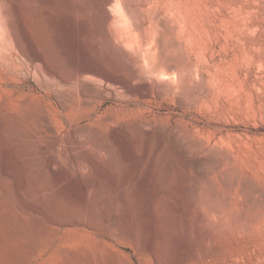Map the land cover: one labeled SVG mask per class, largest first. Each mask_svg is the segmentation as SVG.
I'll return each instance as SVG.
<instances>
[{"label": "rangeland", "instance_id": "374dc122", "mask_svg": "<svg viewBox=\"0 0 264 264\" xmlns=\"http://www.w3.org/2000/svg\"><path fill=\"white\" fill-rule=\"evenodd\" d=\"M16 1L0 264H264V0H127L138 26L124 0Z\"/></svg>", "mask_w": 264, "mask_h": 264}, {"label": "bare ground", "instance_id": "6f19581e", "mask_svg": "<svg viewBox=\"0 0 264 264\" xmlns=\"http://www.w3.org/2000/svg\"><path fill=\"white\" fill-rule=\"evenodd\" d=\"M29 1V0H28ZM42 1L43 0H35V2H41L42 3ZM44 1H49V0H44ZM43 1V2H44ZM86 1L87 0H79V3L81 2V7H82V5L84 4V6H86L85 4H86ZM115 0H101V3H104V5L103 6H105V4H111L112 2H114ZM123 1V0H122ZM17 2V4L16 5H18V9L17 10H19L21 13V15L22 16H29V15H25L26 14V12L27 11H29V10H27V8H28V3L30 2H26L25 0H17L16 1ZM31 2H32V0H31ZM34 2V3H35ZM131 2V1H130ZM33 3V2H32ZM32 3H31V5H32ZM49 3V2H48ZM122 3V2H121ZM45 4H47V3H45ZM112 4H114V3H112ZM124 4H125V6H124ZM124 4H123V6H124V8H126L125 9V11H127V13H128V15H130L129 16V18L132 16L133 18H134V21H135V23L137 24L138 22H136V20L135 19H137V18H135V16L137 15V13L139 12L137 9V11L135 10L134 11V9H133V7L131 6V4L127 1V0H124ZM30 6V5H29ZM101 6V5H100ZM108 6V5H107ZM106 6V7H107ZM7 6H6V3H5V0H0V23L3 21L4 22V24L6 23V20L10 17V14H8L9 13V10L10 9H7L6 8ZM102 7V6H101ZM31 8V7H30ZM108 8V7H107ZM135 8V7H134ZM137 12V13H136ZM127 13H125V14H127ZM135 13H136V15H135ZM122 14V13H121ZM139 14V13H138ZM9 15V16H8ZM109 15V14H108ZM112 15V14H111ZM122 16V15H121ZM108 17H110V16H108ZM21 18H23V17H21ZM28 18V17H27ZM133 18L131 19V20H133ZM140 18V17H139ZM10 19V18H9ZM116 19H117V17H116ZM23 20V19H22ZM8 21V20H7ZM28 21V20H27ZM108 21H109V18H108ZM133 21V22H134ZM137 21H138V19H137ZM139 21H140V19H139ZM161 21V20H160ZM26 22V21H25ZM30 22V21H29ZM141 22V24H142V21H140ZM134 23V24H135ZM2 24V23H1ZM3 24V25H4ZM6 24H8V26L10 27L11 26V24H9V21L6 23ZM6 24H5V26H6ZM26 24H28V23H26ZM129 24H131V27H132V21H131V23H129ZM134 24H133V26H134ZM140 24V23H139ZM30 26H31V24H30ZM137 26H138V24H137ZM143 26H144V24H143ZM8 27V28H9ZM27 27V26H26ZM11 28V30H12V32L13 31H15V28H13V25L10 27ZM138 28V27H137ZM136 28V29H137ZM145 28V27H144ZM143 28V29H144ZM14 29V30H13ZM31 29H32V27H31ZM133 29H134V27H133ZM140 29H141V27H140ZM9 30V29H8ZM33 30V29H32ZM31 30V31H32ZM137 30H139V28L137 29ZM10 31V30H9ZM30 31V30H29ZM11 32V31H10ZM34 32V31H33ZM14 33V32H13ZM33 34V33H32ZM12 35V34H11ZM16 35V34H15ZM14 35V36H15ZM35 35V34H34ZM34 37H36V35L34 36ZM36 39V38H35ZM37 40V39H36ZM38 42V41H37ZM36 42V43H37ZM98 42V41H97ZM96 42V43H97ZM39 44V43H38ZM82 44V43H81ZM94 48H96V47H94ZM41 50H42V48H41ZM101 50H103V48L101 49ZM39 51V50H38ZM43 51H45V50H43ZM98 51V50H97ZM104 51H107V50H104ZM101 52V51H100ZM43 53H45V55H46V53L47 52H43ZM43 53H42V55H43ZM95 53V52H94ZM97 53V52H96ZM103 53V52H102ZM106 53V52H105ZM90 54V53H89ZM88 54V55H89ZM91 54H93V53H91ZM90 54V55H91ZM94 55V54H93ZM103 55V54H102ZM108 55V54H107ZM106 55V56H107ZM36 56V55H35ZM39 56V55H38ZM121 56V55H120ZM119 56V57H120ZM28 57V56H27ZM104 57H105V55H104ZM95 58V57H94ZM93 58V59H94ZM106 58H108V57H106ZM124 58H125V56H124ZM151 58V57H150ZM86 59H87V57H86ZM119 59V58H118ZM126 59V58H125ZM153 59V58H152ZM40 60V59H39ZM42 60V61H41ZM41 62H43V63H45L46 65H47V60L43 57V56H41ZM121 60V59H120ZM151 60V59H150ZM78 61V60H77ZM88 62H89V60H87ZM109 61V60H108ZM106 62V61H105ZM116 62V61H115ZM119 62V61H118ZM121 62V61H120ZM119 62V63H120ZM124 62V61H123ZM92 63V62H91ZM108 63V62H107ZM110 63V62H109ZM112 64H113V62H111ZM154 63V62H153ZM80 64H82V62L80 63ZM118 64V63H117ZM40 65H42V64H40ZM40 65H39V67H40ZM44 65V64H43ZM42 65V66H43ZM52 65V64H51ZM84 65V64H83ZM103 65V64H102ZM111 65V64H110ZM114 65H116L115 63H114ZM119 65V64H118ZM81 66V65H80ZM105 66V65H104ZM107 66V65H106ZM121 66V65H120ZM53 67H55V66H53ZM52 67V68H53ZM103 67V66H102ZM125 67V66H124ZM133 67V66H132ZM52 68H50V66L49 67H47V69L46 70H48V73L50 74V78H51V76H53V78L54 77H58V78H60V80H61V82L62 83H66V86L68 85V86H70V88H72L71 87V85H69L71 82H78V81H80V80H83L84 78L86 79V77H84L85 75L83 74V73H85L87 70H89V69H86V68H78L79 70H78V72L76 73V74H74V76H63L62 74H60L59 73V71L57 72L56 70H54V68L52 69ZM56 68V67H55ZM93 68V67H92ZM118 68V67H117ZM120 68V67H119ZM129 68V67H128ZM41 69V68H40ZM57 69V68H56ZM101 69V68H100ZM100 69H96V68H93V69H91L92 71H93V73H94V75L93 76H95L96 78H97V76L98 77H102L103 79H106V81L108 80L109 81V83H108V86L110 85L111 87L113 86V88H114V86H121V85H123L124 86V82H122L121 80H119L118 78H116V77H110V76H108V75H106L105 73H103V71H101ZM109 69V68H108ZM107 69V70H108ZM130 69V68H129ZM133 69V68H132ZM131 69V70H132ZM107 70H105V71H107ZM111 71V70H110ZM133 71H134V69H133ZM44 72V71H43ZM62 72V71H61ZM108 72V71H107ZM112 72V71H111ZM110 72V73H111ZM115 72V71H114ZM117 72H119V71H117ZM123 72H125V71H123ZM67 73H69V72H67ZM74 73V72H73ZM120 73V72H119ZM127 73H129V72H127ZM139 73V72H138ZM48 74V75H49ZM66 74V73H65ZM130 74V73H129ZM132 74H133V72H132ZM136 74V73H135ZM140 74V73H139ZM47 75V76H48ZM67 75V74H66ZM118 75H120V74H118ZM129 76V75H128ZM133 76V75H132ZM53 78L51 79V80H53ZM96 78H94V79H92L91 81H95V79ZM102 78H99L100 80H102ZM84 79V80H85ZM98 78L96 79V80H99ZM120 79H121V77H120ZM83 80V81H84ZM90 81V78L88 79L87 78V81ZM128 80V79H127ZM83 81H81V83L83 82ZM86 81V80H85ZM88 81V82H89ZM134 81V80H133ZM74 82V83H75ZM96 82V81H95ZM98 82V81H97ZM67 83H69V84H67ZM79 83V82H78ZM85 84H86V82H84ZM99 83V82H98ZM101 83V82H100ZM103 83V82H102ZM77 84V83H76ZM104 84V83H103ZM127 85V84H126ZM63 86V85H62ZM72 86H73V84H72ZM84 86V85H83ZM86 86V87H85ZM84 87V90L82 91V92H84L83 94H84V96L86 97V99H88L89 97V95L94 91V89H93V87L91 86V85H89V83L88 84H86ZM100 87V86H99ZM95 88V87H94ZM147 88V87H146ZM61 89H63V88H61ZM73 89H76V88H73ZM116 89V88H115ZM144 89V88H143ZM99 90V89H98ZM116 90H118V89H116ZM146 90V89H145ZM103 93H104V91H102ZM102 92H100V93H102ZM119 92V91H118ZM147 92H148V90H147ZM150 92V91H149ZM65 93V92H64ZM96 93V92H95ZM99 93V94H100ZM106 93V92H105ZM146 93V92H145ZM68 94V93H67ZM82 94V93H81ZM97 94V93H96ZM148 94V93H147ZM59 95V97L61 96L60 94H58ZM63 95V94H62ZM70 96H71V94H69ZM94 95V94H93ZM101 95V94H100ZM83 96V97H84ZM88 97V98H87ZM110 97V96H109ZM63 98V97H62ZM71 98V97H70ZM115 98H117V96L115 97ZM123 98V97H122ZM59 100V99H58ZM62 99H60V101H61ZM65 100V99H64ZM100 100V99H99ZM59 101V102H60ZM63 101V100H62ZM66 101V100H65ZM67 103V102H66ZM65 109V108H64ZM71 127V126H70ZM78 133V132H77ZM76 133V134H77ZM72 138H74V137H72ZM75 142L76 141H78V140H74ZM73 141V142H74ZM78 145V144H77ZM102 146H104V145H102ZM106 146V145H105ZM217 215V214H216ZM212 216V215H211ZM205 217V216H204ZM210 218V217H209ZM216 218V217H215ZM214 218V219H215ZM59 219V218H58ZM63 219H65V221H66V219L67 218H63ZM62 219V220H63ZM205 219V218H204ZM208 219V218H207ZM212 219H213V216H212ZM216 220H217V218H216ZM77 222H79V220L77 221ZM205 222V221H204ZM209 222H211V221H209ZM220 222V221H219ZM226 222V221H225ZM61 223V222H60ZM206 223V222H205ZM215 224H216V222H214ZM214 223H211L212 225H214ZM81 224V223H80ZM204 224V223H203ZM210 224V225H211ZM219 224V223H218ZM209 225V226H210ZM220 226L222 225V224H219ZM215 226V225H214ZM223 227H225V226H223ZM211 228V227H210ZM218 228H220V227H218ZM222 228V227H221ZM215 230H216V228H215ZM158 241V240H157ZM184 242H185V240H184ZM38 245H40V244H38ZM31 247V246H30ZM9 249H11L10 247H9ZM12 250V249H11ZM37 251V250H36ZM35 251V252H36ZM11 252V251H10ZM26 261V260H25ZM10 262H12V261H10Z\"/></svg>", "mask_w": 264, "mask_h": 264}]
</instances>
